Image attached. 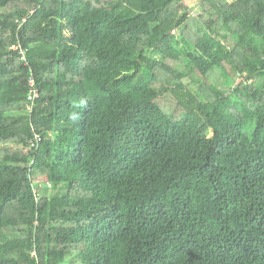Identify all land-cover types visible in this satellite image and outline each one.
Segmentation results:
<instances>
[{
  "label": "trees",
  "instance_id": "16d2710c",
  "mask_svg": "<svg viewBox=\"0 0 264 264\" xmlns=\"http://www.w3.org/2000/svg\"><path fill=\"white\" fill-rule=\"evenodd\" d=\"M0 264H264V0H0Z\"/></svg>",
  "mask_w": 264,
  "mask_h": 264
},
{
  "label": "built area",
  "instance_id": "2783aa9c",
  "mask_svg": "<svg viewBox=\"0 0 264 264\" xmlns=\"http://www.w3.org/2000/svg\"><path fill=\"white\" fill-rule=\"evenodd\" d=\"M32 83V82H31ZM32 85V84H31ZM37 96V92L34 89H31L29 92V95L27 97V99L29 100L28 106H31L33 99ZM31 103V104H30ZM30 108V107H29ZM39 140V136L38 134L34 135V139L33 141H31V144H34V141Z\"/></svg>",
  "mask_w": 264,
  "mask_h": 264
},
{
  "label": "rangeland",
  "instance_id": "374dc122",
  "mask_svg": "<svg viewBox=\"0 0 264 264\" xmlns=\"http://www.w3.org/2000/svg\"><path fill=\"white\" fill-rule=\"evenodd\" d=\"M187 2H189L190 4H195L196 0H186Z\"/></svg>",
  "mask_w": 264,
  "mask_h": 264
}]
</instances>
